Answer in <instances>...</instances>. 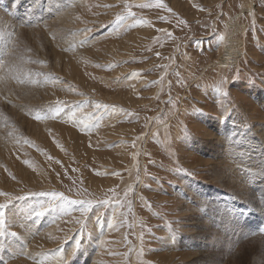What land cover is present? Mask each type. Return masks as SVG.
I'll use <instances>...</instances> for the list:
<instances>
[{
    "label": "rangeland",
    "instance_id": "rangeland-1",
    "mask_svg": "<svg viewBox=\"0 0 264 264\" xmlns=\"http://www.w3.org/2000/svg\"><path fill=\"white\" fill-rule=\"evenodd\" d=\"M142 2L0 0V264H264V0Z\"/></svg>",
    "mask_w": 264,
    "mask_h": 264
},
{
    "label": "snow or ice",
    "instance_id": "snow-or-ice-1",
    "mask_svg": "<svg viewBox=\"0 0 264 264\" xmlns=\"http://www.w3.org/2000/svg\"><path fill=\"white\" fill-rule=\"evenodd\" d=\"M131 7H133V6L130 5V4H125V9L128 10L127 11V15H117L116 16L117 24H119V23L123 22L124 20L128 19L129 16H133L134 15V13H132L130 11ZM136 7L140 8V9H146V8H152V7L156 8V9H161V8H166L167 6L162 2V0H147V2L139 3L138 5H136ZM136 23L137 24H146L147 21L137 20ZM180 23H184V21H180ZM84 31L87 32L88 29H84ZM167 35L170 36L171 34L168 33ZM19 59L22 60V57L19 58ZM5 67H8V65H6L3 61H0V70L4 69ZM9 72L10 73H20V72H22V69L19 66H14V67L9 68ZM37 75H39V74H37ZM132 75L133 76H138L139 73H132ZM13 78H16L18 80V82L21 83V84L26 82L25 79L22 78L21 75H14ZM0 80H2V78H0ZM28 82L35 83L36 81L29 80ZM225 83H226V80L225 81H221V87H223V85ZM224 94L227 95L226 92ZM66 106L67 105L65 104V102L57 101V103L54 106V108H52L51 111H50V114H49L50 117L53 118V119L58 117L60 115V113H62L64 111V107H66ZM77 107H79V105H77ZM94 107L96 109H105V110H108L111 107V110L113 112L116 111L114 106H109V105L101 104V103H95ZM120 111H124V110L121 109ZM126 114L127 115H132L131 113H126ZM34 118L37 119V120H40V119H45L47 117L36 115ZM87 127L90 128V127H92V125H87ZM25 163H27V161ZM128 191H131V186L129 187ZM30 194L39 195L41 197L48 198L49 202L59 200V201L65 202L67 206H69V205H77L79 211L82 214V216H86L89 212H91L93 207H94V205L95 206H103V205L109 203L108 200L94 202L91 199H89V200H71L70 201V200H68V198L62 192H56V191L39 192V193L33 192V193H30ZM0 196L5 197V202L4 203H0V248H3V238H5V236L8 234L7 228H6L5 210L7 209L9 203L13 200V197H11L8 192H0ZM125 197H127V191L125 192ZM18 198H21V197H17V199ZM43 208H44V204L42 203L41 206H40V209H43ZM67 209H68V207H66L64 209V211L67 212ZM128 209H129V211H131V204L130 203L128 204ZM35 214L36 215H42L43 214V210H40V211L36 212ZM99 215H101V214L100 213L97 214L98 218H99ZM77 223H79L81 225V235H82V232H83V229H84V226H85V222H84V220H78ZM126 223H127V219L125 218V220L121 224L116 225V224L110 223L109 227L110 228H112V227H123L124 224H126ZM128 226L131 227L132 225L129 224ZM260 231L264 232V229H261ZM79 245H80V239L78 238V239H76V242H75V245H74V248H73V252L79 247ZM36 264H45V261L39 260V261L36 262Z\"/></svg>",
    "mask_w": 264,
    "mask_h": 264
},
{
    "label": "bare ground",
    "instance_id": "bare-ground-1",
    "mask_svg": "<svg viewBox=\"0 0 264 264\" xmlns=\"http://www.w3.org/2000/svg\"><path fill=\"white\" fill-rule=\"evenodd\" d=\"M45 1H47V3H49L50 2V0H45ZM62 8L63 7H57L56 9H54V10H51L50 9V11H51V15H55V14H57L56 15V20H58V19H60V20H58V21H61L62 23H64V22H67V21H64V19H62V17L63 16H61L62 14L60 13V11H62V12H65L64 10H62ZM64 9V8H63ZM71 11V10H70ZM69 11V12H70ZM68 12V14H67V16L69 17L71 14H73V11L72 12H70L69 13ZM75 12V11H74ZM59 15L61 16V17H59ZM66 15V14H65ZM58 18V19H57ZM66 20V19H65ZM68 20V19H67ZM50 21V20H49ZM52 21V20H51ZM50 21V22H51ZM57 22V21H56ZM60 22V23H61ZM52 23V27L55 25L53 22H51ZM54 24V25H53ZM59 24V23H58ZM69 24V23H68ZM65 28V27H64ZM52 31V30H51ZM61 31H62V29H61ZM60 32V31H59ZM63 32V31H62ZM59 34V33H58ZM60 35V34H59ZM39 36V35H38ZM35 37V36H34ZM36 39H39L38 37H35ZM229 39V38H228ZM232 39V38H231ZM230 41V40H229ZM231 42V41H230ZM232 44H233V42H231ZM228 46H230V45H228ZM232 46V45H231ZM233 47V46H232ZM230 48V47H229ZM236 48V47H235ZM232 50V49H231ZM225 52H226V50H225ZM228 52V51H227ZM240 54V51H237V50H235L233 53L232 52H230L229 53V55H230V58L232 57H236V55H238L239 56V54ZM227 59V58H226ZM234 60V59H233ZM217 61V60H216ZM221 61L222 62H227L226 60H225V55L221 58ZM235 61L237 62V60L235 59ZM218 64H220L221 62L220 61H218L217 62ZM230 63V62H229ZM38 81H36L35 83H33V85H35L36 83H37ZM13 82H12V80H11V78H7V79H5L4 81H3V83H2V86H1V88H3V89H5V90H7L8 89V87H9V85L10 84H12ZM17 83V82H16ZM14 84V83H13ZM29 90V89H28ZM28 90H26L24 93H25V95L24 96H26V94L28 95ZM7 91H9L10 92V90H7ZM19 91V90H18ZM9 92H7V93H9ZM44 92V91H43ZM39 93V92H38ZM22 94V93H21ZM51 94V93H50ZM28 97H29V95H28ZM31 97H33V96H31ZM30 99H32V98H30ZM19 109V108H18ZM29 120V119H28ZM4 125H7V124H4ZM8 126V125H7ZM38 127V126H37ZM11 128H14V127H11ZM41 128V127H40ZM5 128H2V124H1V127H0V132H2L3 130H4ZM261 129V128H260ZM46 130V129H45ZM44 130V131H45ZM264 130V129H263ZM258 131H260V130H258ZM7 132V131H6ZM252 133V132H251ZM261 133V132H260ZM1 134V133H0ZM7 134V133H6ZM254 134H255V136L254 135H252V134H250V133H248V135L247 134H245V133H243V134H238V135H236L235 137L233 136V139L231 138V140L233 141V142H235V140H237L235 143L237 144V145H241V144H243V143H248V145L253 149L252 150V152L253 151H257V152H261L263 155H264V132H262L261 134H258V133H256V132H254ZM4 134H2V136H3ZM8 135H9V133H8ZM9 137H10V135H9ZM11 138V137H10ZM1 139H3L2 137H0V140ZM5 141H4V143H3V145L5 146ZM0 144H2V143H0ZM235 144V145H236ZM7 148V144H6V146H5V149ZM249 148V147H248ZM3 149H2V146L0 145V152L2 151ZM251 150V149H250ZM7 151V150H6ZM242 152V151H241ZM244 154V153H243ZM263 155H260L261 157L263 156ZM243 156H245V155H243ZM241 158H242V156H241ZM245 160H246V158L245 157H243ZM245 160L244 161H242V162H245ZM240 162V161H239ZM238 167V166H237ZM236 167V168H237ZM239 168V167H238ZM238 170H241V168L240 169H238ZM227 174H229V173H227ZM241 193L242 194H244L243 193V191H241Z\"/></svg>",
    "mask_w": 264,
    "mask_h": 264
}]
</instances>
